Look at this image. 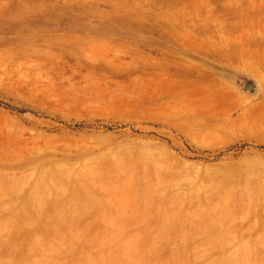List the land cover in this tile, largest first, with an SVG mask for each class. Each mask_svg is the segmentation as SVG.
Returning <instances> with one entry per match:
<instances>
[{"label":"rangeland","instance_id":"1","mask_svg":"<svg viewBox=\"0 0 264 264\" xmlns=\"http://www.w3.org/2000/svg\"><path fill=\"white\" fill-rule=\"evenodd\" d=\"M0 264H264V0H0Z\"/></svg>","mask_w":264,"mask_h":264},{"label":"water","instance_id":"2","mask_svg":"<svg viewBox=\"0 0 264 264\" xmlns=\"http://www.w3.org/2000/svg\"><path fill=\"white\" fill-rule=\"evenodd\" d=\"M245 87H246L247 89H251V88L253 87V84H252V83H247V84L245 85Z\"/></svg>","mask_w":264,"mask_h":264},{"label":"bare ground","instance_id":"3","mask_svg":"<svg viewBox=\"0 0 264 264\" xmlns=\"http://www.w3.org/2000/svg\"><path fill=\"white\" fill-rule=\"evenodd\" d=\"M203 5V4H202ZM194 18V17H193ZM198 39V38H197ZM263 48V47H262ZM193 55V54H192ZM194 76V75H193ZM167 77V76H166ZM199 77V76H198Z\"/></svg>","mask_w":264,"mask_h":264}]
</instances>
